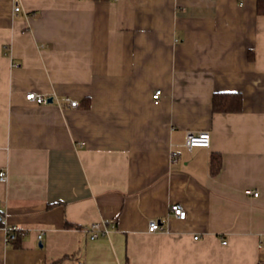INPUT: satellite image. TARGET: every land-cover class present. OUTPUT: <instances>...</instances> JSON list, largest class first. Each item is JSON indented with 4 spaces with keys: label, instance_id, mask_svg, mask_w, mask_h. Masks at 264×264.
<instances>
[{
    "label": "crops",
    "instance_id": "crops-1",
    "mask_svg": "<svg viewBox=\"0 0 264 264\" xmlns=\"http://www.w3.org/2000/svg\"><path fill=\"white\" fill-rule=\"evenodd\" d=\"M0 171V264H264L257 0H0Z\"/></svg>",
    "mask_w": 264,
    "mask_h": 264
},
{
    "label": "built area",
    "instance_id": "built-area-1",
    "mask_svg": "<svg viewBox=\"0 0 264 264\" xmlns=\"http://www.w3.org/2000/svg\"><path fill=\"white\" fill-rule=\"evenodd\" d=\"M13 10L18 11L19 6L15 5ZM160 95H161V89L156 88L154 92L152 93L153 100L157 101ZM49 98H50L49 96L42 94V93L35 92V91H29L25 94V99L27 101L35 102L38 104L48 103ZM64 100L70 107L78 106V102L76 100L70 99L69 97H65ZM210 140H211L210 134L206 130H188L185 134L184 145L188 148H192L194 146L208 147L210 145ZM175 154L176 152L174 151L171 152V156H174ZM5 179H6L5 172L0 171V180H5ZM247 193L256 196L258 192L256 190L251 189V190H248ZM169 212L173 216L177 217L178 219H183L185 217V210L177 203H171L169 205ZM107 225H108V222H106L105 220L94 221L88 224L84 230L89 234L90 238H95L99 236L100 234H105L107 232ZM163 229H164L163 225L156 218H150L148 220L147 231L153 232V231H159ZM15 230H17V227L15 225L8 227V228L5 227V233L7 237L9 236L11 232ZM38 238L39 239L41 238V233L38 234ZM194 238H196V236ZM222 243L225 244L226 240H223Z\"/></svg>",
    "mask_w": 264,
    "mask_h": 264
},
{
    "label": "trees",
    "instance_id": "trees-1",
    "mask_svg": "<svg viewBox=\"0 0 264 264\" xmlns=\"http://www.w3.org/2000/svg\"><path fill=\"white\" fill-rule=\"evenodd\" d=\"M257 11L264 13V0H257ZM241 108V95L237 92H216L212 98V109L216 112L238 111ZM220 155L213 153L210 160V168L213 173L217 172L220 166ZM2 222H0L1 224ZM9 239L15 241L19 239L17 234L9 235ZM17 244V243H16ZM19 245V244H18ZM17 245V246H18ZM68 256L49 260L46 264H60Z\"/></svg>",
    "mask_w": 264,
    "mask_h": 264
},
{
    "label": "water",
    "instance_id": "water-1",
    "mask_svg": "<svg viewBox=\"0 0 264 264\" xmlns=\"http://www.w3.org/2000/svg\"><path fill=\"white\" fill-rule=\"evenodd\" d=\"M48 101L51 102V98H49ZM1 217H2V216H1V214H0V220H1Z\"/></svg>",
    "mask_w": 264,
    "mask_h": 264
}]
</instances>
